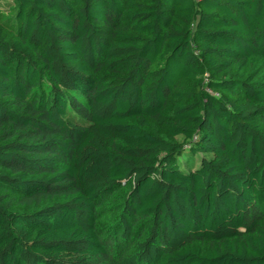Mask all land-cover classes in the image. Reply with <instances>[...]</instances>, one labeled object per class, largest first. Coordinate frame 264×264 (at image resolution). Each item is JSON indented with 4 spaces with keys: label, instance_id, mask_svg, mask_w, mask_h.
Segmentation results:
<instances>
[{
    "label": "trees",
    "instance_id": "trees-1",
    "mask_svg": "<svg viewBox=\"0 0 264 264\" xmlns=\"http://www.w3.org/2000/svg\"><path fill=\"white\" fill-rule=\"evenodd\" d=\"M0 264H264V0H0Z\"/></svg>",
    "mask_w": 264,
    "mask_h": 264
},
{
    "label": "built area",
    "instance_id": "built-area-1",
    "mask_svg": "<svg viewBox=\"0 0 264 264\" xmlns=\"http://www.w3.org/2000/svg\"><path fill=\"white\" fill-rule=\"evenodd\" d=\"M195 1H201V0H195Z\"/></svg>",
    "mask_w": 264,
    "mask_h": 264
}]
</instances>
